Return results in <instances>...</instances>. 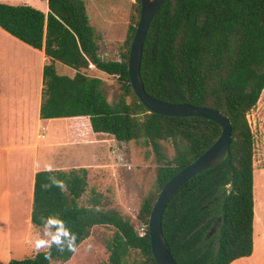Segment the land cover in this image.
I'll use <instances>...</instances> for the list:
<instances>
[{
  "label": "trees",
  "instance_id": "16d2710c",
  "mask_svg": "<svg viewBox=\"0 0 264 264\" xmlns=\"http://www.w3.org/2000/svg\"><path fill=\"white\" fill-rule=\"evenodd\" d=\"M45 13L33 6L0 3V28L50 59L42 71V119L87 117L92 133L119 142L151 146L162 160L153 189L138 211L142 233L103 193L90 189L87 169L35 173L31 223L57 217L75 234L73 250L53 244L33 256L7 264L65 263L96 226H111L103 264H157L149 240V216L159 191L220 135L214 121L150 112L135 95L127 69L130 45L140 13L132 5L119 61L98 53L94 28L82 0H47ZM75 70L57 73L54 62ZM116 76L121 97L111 104L102 79L84 71ZM140 75L145 91L171 103L217 109L232 123L230 152L218 168L202 171L170 199L162 216L165 244L177 264H230L253 251L254 136L248 120L264 89V0H166L153 17L143 45ZM175 154H161L160 142ZM53 180L60 181L63 187ZM87 199L82 202L84 196ZM56 226L54 225L53 228Z\"/></svg>",
  "mask_w": 264,
  "mask_h": 264
},
{
  "label": "rangeland",
  "instance_id": "374dc122",
  "mask_svg": "<svg viewBox=\"0 0 264 264\" xmlns=\"http://www.w3.org/2000/svg\"><path fill=\"white\" fill-rule=\"evenodd\" d=\"M90 25L95 30L98 53L104 60L119 61L127 50L125 39L130 24L132 5L135 0H82ZM0 3L10 5H30L43 12L48 11L47 0H0ZM0 47L9 51L8 59L0 63L3 67L5 82H11V93L18 97L23 92L27 94V113L29 123L32 120L31 109L33 96L37 93L41 76V52L24 44L10 34L0 29ZM1 49V48H0ZM57 70L64 73L70 68L57 64ZM90 76L102 79V91L107 100L113 104L122 95L116 76H110L96 70L93 66L84 71ZM15 83V86H13ZM25 85V86H24ZM14 117V116H12ZM248 120L254 136V242L256 251L262 247L264 252V89L261 92L257 105L249 112ZM57 126V125H56ZM71 135L69 134V138ZM15 137H12L14 140ZM161 154L170 159L175 154L173 143L160 142ZM66 150L58 162L87 169L88 189H95L104 194L107 207L117 210L128 218L136 230L140 231L138 211L144 198L153 189L158 167L162 160L151 146H143L135 141L119 142L111 135H93L85 142L75 146H65ZM55 160L48 166L60 167ZM73 167V166H72ZM71 167V168H72ZM70 169V168H69ZM82 198V202L87 199ZM45 229L41 232L43 236ZM114 234L111 226H96L91 235L76 249L72 258L65 262L54 264H103L108 259L107 244ZM263 234V235H262ZM32 236V233L30 232ZM260 236V237H259ZM37 248L31 241L25 248L13 251L14 259H23L33 256L36 252L46 248ZM264 264V262H262Z\"/></svg>",
  "mask_w": 264,
  "mask_h": 264
},
{
  "label": "crops",
  "instance_id": "0c3cea01",
  "mask_svg": "<svg viewBox=\"0 0 264 264\" xmlns=\"http://www.w3.org/2000/svg\"><path fill=\"white\" fill-rule=\"evenodd\" d=\"M0 48V63H2L3 58L7 60L8 54L11 53L5 51L4 47ZM39 52H41L39 66L41 76L37 93L32 99L30 123L26 92H23V97L21 93L18 97H13L15 94L11 93V82L4 81L2 73L4 68L0 67V264H7L14 259L13 251L25 248L31 241L36 243L42 238L41 232L45 228H37L31 223L35 173L41 170H69L72 166L79 168L80 166L75 164L72 166L62 164L63 162H58L57 159L64 155L65 146H75L85 142V139L88 140L92 134L87 117L50 119L40 117L42 71L44 65L51 61L43 50ZM58 63L62 64L54 62L58 74L70 77L75 74L74 69L64 64L62 65L70 68V71L65 69L63 74L58 72ZM92 66L90 65V68ZM13 84L15 86V83ZM12 137L15 139L12 140ZM66 152L68 153L67 150ZM53 159L59 165L66 166H48ZM255 248L258 249L254 242L253 227L252 254L236 259L230 264H262L264 262L262 247L258 251Z\"/></svg>",
  "mask_w": 264,
  "mask_h": 264
},
{
  "label": "water",
  "instance_id": "95a60500",
  "mask_svg": "<svg viewBox=\"0 0 264 264\" xmlns=\"http://www.w3.org/2000/svg\"><path fill=\"white\" fill-rule=\"evenodd\" d=\"M166 0H140V13L136 30L130 45L128 56V74L131 87L142 103L150 112L171 117H203L219 125L221 132L212 145L200 156L173 175L159 191L152 207L148 232L152 255L157 264H177L168 250L162 231V216L173 195L189 180L208 169L223 165L230 152L231 120L221 111L189 103H171L149 95L144 88L140 65L143 45L149 25L160 6Z\"/></svg>",
  "mask_w": 264,
  "mask_h": 264
},
{
  "label": "clouds",
  "instance_id": "9594fccd",
  "mask_svg": "<svg viewBox=\"0 0 264 264\" xmlns=\"http://www.w3.org/2000/svg\"><path fill=\"white\" fill-rule=\"evenodd\" d=\"M53 183L57 186L63 187V184L60 181L53 180ZM43 225L45 228L43 236L48 237V239H38L36 241L37 248L44 246L51 247L53 244L60 247L67 242L66 246L68 249L73 250L76 239L75 234L65 226V222L62 219L48 217L43 221ZM54 225L56 226L55 228H53Z\"/></svg>",
  "mask_w": 264,
  "mask_h": 264
},
{
  "label": "built area",
  "instance_id": "2783aa9c",
  "mask_svg": "<svg viewBox=\"0 0 264 264\" xmlns=\"http://www.w3.org/2000/svg\"><path fill=\"white\" fill-rule=\"evenodd\" d=\"M142 231H143V230L141 229L139 232L142 233Z\"/></svg>",
  "mask_w": 264,
  "mask_h": 264
}]
</instances>
